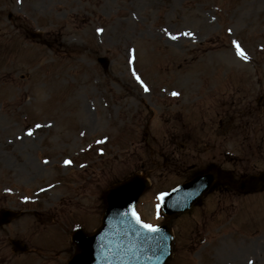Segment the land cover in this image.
<instances>
[{"label": "rangeland", "instance_id": "obj_1", "mask_svg": "<svg viewBox=\"0 0 264 264\" xmlns=\"http://www.w3.org/2000/svg\"><path fill=\"white\" fill-rule=\"evenodd\" d=\"M212 162L264 172V0H0V209L23 212L0 264H67L71 229L134 173L138 213L164 223L156 196ZM171 226L168 264H264V189H216Z\"/></svg>", "mask_w": 264, "mask_h": 264}, {"label": "water", "instance_id": "obj_2", "mask_svg": "<svg viewBox=\"0 0 264 264\" xmlns=\"http://www.w3.org/2000/svg\"><path fill=\"white\" fill-rule=\"evenodd\" d=\"M100 61L107 65L104 58ZM213 179L210 174L196 176L166 198L164 209L169 215L189 209L209 190ZM134 181L135 186L129 187ZM146 185L140 175H135L109 190L102 227L94 235L75 236L80 252L69 264H165L171 255L172 234L168 225L161 226L159 233L147 234L135 224L130 214L125 215L135 206ZM239 185L245 191L257 190L264 186V173L244 179ZM118 192H123V195H116ZM14 216L16 213L3 210L0 224Z\"/></svg>", "mask_w": 264, "mask_h": 264}, {"label": "snow or ice", "instance_id": "obj_3", "mask_svg": "<svg viewBox=\"0 0 264 264\" xmlns=\"http://www.w3.org/2000/svg\"><path fill=\"white\" fill-rule=\"evenodd\" d=\"M104 29L103 28H99L97 29V32L99 33H103ZM165 31L167 32V29H165ZM229 32L231 33V29H229ZM170 39L172 40H177L179 39L178 36L176 35H173L172 33H168ZM182 35L184 36H187V37H192L194 36V33L192 32H184L182 33ZM232 44L234 45L235 47V50H236V54L243 60H248V55L247 53L245 52V50L243 49V47L241 46V44L236 41V40H233L232 41ZM135 61V49L132 50V54H131V60H130V63H134ZM132 75L135 77L136 81L143 87L144 91L147 92L149 91V87L148 85L144 82V80L141 78V76L139 74H137V72L135 71V69H133L132 71ZM172 95L174 96H178L179 93L177 92H173ZM43 127L42 125L40 124H37L36 125V128L39 129ZM34 133L32 130H29L27 132V135L28 136H32ZM98 143H104V141H98ZM45 163H48V161H45ZM66 165H71L72 164V161L71 160H65L64 162ZM135 181L129 185V187H134L135 186ZM116 195H123V192H118L116 193ZM171 196V193H168V192H160L157 196H156V200H157V204H156V217L157 219L160 218V215H161V209L162 207H164L165 205V202H166V198L167 197H170ZM130 214L131 217L134 219V222L135 224H137L140 228H142L145 233L147 234H155V233H159L161 231L160 227L158 225H154L152 223H148V222H145L140 214L135 210V206H132L131 207V210H130V213H125V215H128ZM147 238V237H146Z\"/></svg>", "mask_w": 264, "mask_h": 264}, {"label": "flooded vegetation", "instance_id": "obj_4", "mask_svg": "<svg viewBox=\"0 0 264 264\" xmlns=\"http://www.w3.org/2000/svg\"><path fill=\"white\" fill-rule=\"evenodd\" d=\"M168 159H169V158H167V159L165 160V163H167Z\"/></svg>", "mask_w": 264, "mask_h": 264}]
</instances>
